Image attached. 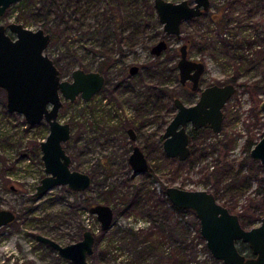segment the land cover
Returning a JSON list of instances; mask_svg holds the SVG:
<instances>
[{
	"label": "rangeland",
	"instance_id": "1",
	"mask_svg": "<svg viewBox=\"0 0 264 264\" xmlns=\"http://www.w3.org/2000/svg\"><path fill=\"white\" fill-rule=\"evenodd\" d=\"M88 1L80 2V16L74 8L64 11L70 33L51 40L46 52L67 79L76 68L100 71L106 77L105 87L90 101L80 96L74 102L66 100L59 114V119L70 122L72 127L71 138L64 144L72 157L71 167L89 173L92 184L80 192L59 185L41 197L34 195L45 176L40 142L47 137L49 126L45 121L27 126L22 114L9 113L6 92L0 88V209H10L16 214L12 222L0 227V264H73L36 236L43 234L65 245L82 239L88 225L101 229L97 216L90 211L98 203L110 205L115 216L107 231L94 233V252L88 257L92 264H152L164 253L161 247L159 253H148V242H143L148 231L163 230L164 250L175 248L167 236L179 221L190 229L189 243L192 245L189 238L193 236L195 243H199L196 236L200 223L193 211L183 216L171 209L167 215L161 213L166 186L206 189L213 193L220 188L217 200L230 205L234 213L244 211L253 200L261 202L255 196V189L257 181L262 179V169L248 160L247 146L264 136V119L259 114L260 101L240 84L264 79V62H256V51L264 47V0L237 1L225 11L231 0H212L205 15L183 23L181 38L166 35L155 9L151 13L149 5H154V0H129L124 8L116 1H110L111 4ZM41 4L42 0H21L8 8L0 23L21 22L18 17H31L34 7ZM216 13L225 14L222 22L216 21L213 16ZM55 14L57 17L58 13ZM128 23L131 25L124 29L122 24ZM41 24L29 21L25 26L38 29ZM95 29L98 34L89 36ZM136 29L139 33L128 38ZM164 38L168 48L159 56L153 55L152 46ZM203 40L207 41L206 45L215 43V46L202 51ZM184 43L189 46L190 58L206 64L202 87L234 82L237 91L224 107L221 133L203 132L190 143L191 147H197L196 155L179 163L166 158L161 136L176 113L174 97L169 93L186 103L198 98L194 92L181 88L179 70L174 69ZM237 53L244 54L254 64L240 67L241 61L234 55ZM131 65L139 67L137 73H130ZM262 98L264 95L259 96ZM129 128L134 129L136 140L130 138ZM218 141L222 142L217 143L222 155L215 152L200 158L201 148L208 147L210 152L209 147ZM231 141L233 145L228 150L226 144ZM135 145L145 152L150 168L156 171L154 176L132 170L128 158ZM224 157L234 159L238 168L242 166L251 186L234 195L228 191L229 176L217 182L215 177L207 180V174L215 170L217 159ZM260 208L264 210L263 202ZM260 223L256 219L247 228ZM155 225L161 228H152ZM132 231L141 233L134 242ZM198 249V255L207 264L210 260L206 251L197 244ZM244 253L251 255L248 250Z\"/></svg>",
	"mask_w": 264,
	"mask_h": 264
},
{
	"label": "water",
	"instance_id": "2",
	"mask_svg": "<svg viewBox=\"0 0 264 264\" xmlns=\"http://www.w3.org/2000/svg\"><path fill=\"white\" fill-rule=\"evenodd\" d=\"M19 1L0 0V17ZM193 1L191 5L188 0H154V8L166 35L181 38L182 23L210 9V0ZM51 40V33L43 28L31 29L21 22L0 24V88L6 92L7 111L22 114L29 125L45 121L49 126L47 137L40 142L45 176L36 187L35 195L38 197L59 185H67L77 192L91 186L89 173L71 167L72 157L64 144L71 138L72 127L70 122H61L59 114L64 101L74 102L79 96L90 101L105 85L102 72L83 68L74 69L70 79L64 78L46 52ZM167 46V41L161 39L152 47L151 53L159 56ZM138 68L132 65L131 74L137 73ZM178 70L181 82L190 80L192 89L197 90L205 63L189 57L186 43L180 47ZM235 91L232 83L224 86L215 84L203 89L194 104L188 105L175 98L176 114L163 133L165 155L179 161L188 159L191 154L190 126L195 130L209 127L213 133H220L224 123L223 108ZM259 109L264 119V98ZM128 133L132 140H136L133 128H129ZM250 157L264 167V136L251 148ZM129 164L136 174L150 169L148 158L138 145L133 147ZM166 195L172 205L195 213L201 236L215 259L223 264H264V217L260 224L247 228L242 225L239 214L221 204L211 191L171 185L166 187ZM90 211L97 216L103 231L112 226L115 213L110 205L98 203ZM15 218L12 210L0 209V227ZM36 237L73 264H92L88 257L94 252L95 235L89 229L83 232L82 239L65 245L43 234ZM240 243L248 245L250 256L240 251Z\"/></svg>",
	"mask_w": 264,
	"mask_h": 264
},
{
	"label": "trees",
	"instance_id": "3",
	"mask_svg": "<svg viewBox=\"0 0 264 264\" xmlns=\"http://www.w3.org/2000/svg\"><path fill=\"white\" fill-rule=\"evenodd\" d=\"M82 0H42V4L40 5V7H34V11L32 12V14H30L31 17H25L24 19H21L22 16L18 17V21H21L24 25L25 23H28L29 21H36V22H41V28L45 29L46 32L51 33L52 35V40H59L63 35L69 34L71 27L69 25H67V21L65 20V17L63 16L65 14L64 11H69L70 8H74L76 14H79V16L82 14V10H81V6H80V2ZM90 2H92L93 0H89ZM88 1V3H89ZM103 2H106V4H111L110 1H116L118 6L121 8H124L126 5V2L128 3L129 0H100ZM237 1H241V0H231L229 1V5H226L224 7V11L227 10V8H229L231 5H234ZM63 7V8H62ZM150 9H151V13L154 14V5L150 4L149 5ZM29 8V7H28ZM62 8V9H61ZM27 9V8H26ZM60 9V10H59ZM25 10V9H24ZM57 17H56V14ZM52 16H55L53 19L51 18ZM224 15L220 16V22H222L224 20ZM58 18V19H57ZM57 19V20H56ZM78 21H80V17H78L77 19ZM131 24H132V18H131ZM131 24H122V26L124 27V29L131 25ZM98 30H92L89 32V36L93 37L95 35H97ZM139 30H133L128 34V38L133 37L135 34H138ZM188 43H191L192 40L187 37L186 38ZM201 45H200V49L202 51H205V49H210L211 46H215V43L213 45H206L207 41H201ZM225 46H227L225 44ZM238 54V55H237ZM234 54L235 55V59H238L239 61H241L240 67H251L252 64H254V61H249L248 59H246L244 57V54L242 53H237ZM246 55V54H245ZM249 54H247L246 56H248ZM256 62H264V47L260 50L256 51ZM174 69L177 70V64L175 65ZM62 70V69H60ZM63 72V70H62ZM233 81H235L236 79H232ZM241 87H244V89L250 93V95L252 97H257V100L261 102V99H259L260 95H264V79H258L255 81H245L243 83L240 84ZM162 95L165 94L164 90L161 89L160 92ZM159 93V95H160ZM170 96H175L173 94V92L169 93ZM258 109V108H257ZM259 114L261 115L262 112L261 110H259ZM263 116V115H261ZM206 131H210L212 132V130L210 128L208 129H192L191 130V140L194 141L196 140L203 132ZM163 137V135L161 136ZM260 138V137H259ZM262 138V136H261ZM217 143L218 145L222 144V142H216L214 143V145H212L210 152H208V147H204L200 149V158H206L209 154H213L215 152H218V154L222 155V153H220V148H217ZM229 144V145H228ZM226 144L227 149L229 150L231 148V146L233 145V141H231L230 143ZM256 144V141H253L251 143H249V145L247 146V150L250 152L251 147ZM225 145V144H223ZM229 146V147H228ZM227 150V151H228ZM197 151V147L195 145H193L191 147V154L188 157V159H190L191 157L196 155ZM248 152V153H249ZM169 160L172 161H176L177 159L174 158H170V157H166ZM248 160L253 162V163H258L260 168L262 169V179H259L256 183V189H255V196H258V200L264 203V167L259 163V161L253 160L250 155L248 154L247 156ZM187 159V160H188ZM186 160V161H187ZM216 162V166H215V170L209 172L207 174V180H210L211 178H216V182L220 181L223 177L229 176L230 177V181L228 183V191H230V193H239L241 189L246 188L251 186L249 184V179L247 175H244L243 173V168L242 166H240L238 168V166H236V162L234 159H228L227 157H224V159H220L218 158ZM179 163H183L185 161H179ZM194 162L192 163V165H194ZM242 164V163H241ZM149 174L151 175H155V169L150 168L149 169ZM216 175H218L219 177L217 178ZM158 179V178H157ZM167 187V186H166ZM165 187V188H166ZM219 191L220 188H217V190L215 191L214 195L215 197L218 199L219 198ZM257 199V198H256ZM261 202H257L256 200H253L251 202V205H246L244 211L242 212H238L239 217H240V221L242 223V225L244 227H247L248 225H252L253 221L256 219L262 220V218L264 217V210H262V208H260V203ZM166 203L169 204V207L166 206ZM165 205V207H164ZM226 207H228L229 209H232L230 205L228 204H224ZM170 209L174 210L176 213L179 214V216H183L184 214L188 213V212H192V210L189 209H181L178 208L174 205L171 204L170 200L168 199V197L166 196L165 199V204L163 203L162 205V214H168L170 213ZM260 211V213L258 212ZM257 214V215H256ZM159 228L160 226H153L152 228ZM161 228V227H160ZM163 229V226H162ZM82 230V228H81ZM159 231H161V233H158ZM163 230L158 229L157 231H148L149 233H147V237L146 239H144L143 242H148L147 243V251L150 254H156L159 253V249L161 247V252H163L166 256L161 255V257L157 260L154 261V263L152 264H204V261L201 260L200 256L198 255L200 253L199 249L197 250V244L200 245V249H203L206 251L207 253V264H223L222 261L215 259L207 245H206V241L205 239L201 236L200 231L197 233L196 238H198V240L200 241L199 243H195V236H193V239H191V237L189 238L192 242L189 243L188 241V237H189V227L183 223L182 221H179V224L175 227L170 229L168 236L171 239V242H173L175 248L173 247H169L168 249L164 250V242L162 240V233ZM141 235L132 231V240L134 242V240L138 239L139 236ZM195 245H194V244ZM242 244L240 248V251L245 252V251H249V253H251L249 247L247 244L245 243H240ZM175 249V250H174Z\"/></svg>",
	"mask_w": 264,
	"mask_h": 264
},
{
	"label": "flooded vegetation",
	"instance_id": "4",
	"mask_svg": "<svg viewBox=\"0 0 264 264\" xmlns=\"http://www.w3.org/2000/svg\"><path fill=\"white\" fill-rule=\"evenodd\" d=\"M169 1H173V0H169ZM180 1H182V0H180ZM189 1V0H188ZM173 2H179V1H173ZM190 2V4L191 5H193L194 4V1L192 0V1H189ZM211 6H212V0H210V8H211ZM210 10V9H209ZM209 10H207V11H209ZM156 11V10H155ZM207 11H204L203 13H202V15L201 16H199V17H196V18H194V19H197V18H201L203 15H205L206 13H207ZM5 15V14H4ZM213 15V14H212ZM215 18H216V21H220V19H221V17L218 15V13H216V14H214L213 15ZM193 20V19H192ZM187 21H191V20H187ZM12 22H16V21H12ZM184 22H186V21H184ZM183 22V23H184ZM183 23H182V25H183ZM0 24H4V23H0ZM182 25H181V28H182ZM168 36H170V35H168ZM165 39V38H164ZM166 40V39H165ZM160 41V40H159ZM158 41V42H159ZM167 41V40H166ZM158 42H156L155 44H157ZM167 43H168V41H167ZM154 44V45H155ZM185 44V43H184ZM187 44V43H186ZM153 45V46H154ZM183 45V44H182ZM188 45V44H187ZM152 46V47H153ZM167 48H168V46H167ZM166 48V49H167ZM165 49V50H166ZM164 50V51H165ZM163 51V52H164ZM162 52V53H163ZM179 52H180V48H179ZM188 54H189V46H188ZM247 54H249V53H247ZM249 56V55H248ZM180 58V57H179ZM193 59V58H192ZM54 60V59H53ZM193 60H196V61H201V60H199V59H193ZM55 62V61H54ZM203 62V61H202ZM204 63V62H203ZM56 64V63H55ZM57 65V64H56ZM131 67H132V65L130 66V68H129V71L131 70ZM177 68H178V61H177ZM60 69V68H59ZM205 71H206V64H205V70H204V72H203V74H202V76L200 77V80H199V87H198V89L197 90H193L192 89V82L190 81V80H187L185 83H182L181 82V80H180V76H179V81H180V85H181V88L183 89V90H185L186 92L187 91H189V92H194L195 94H197L198 95V98H197V100L199 99V97H200V93H201V91L203 90V89H205V88H207L208 86H212V85H215V84H218V83H211V84H208V85H205V86H203L202 87V77H203V75H204V73H205ZM62 72V71H61ZM131 73V72H130ZM62 76H63V73H62ZM105 76V75H104ZM64 77V76H63ZM65 78V77H64ZM230 83H232V84H234V86H235V88H236V91H237V85L234 83V82H228V83H225V84H218V85H220V86H224V85H227V84H230ZM105 85H106V77H105ZM105 85H104V87H105ZM103 87V88H104ZM235 91V92H236ZM235 94V93H234ZM233 94V95H234ZM232 95V96H233ZM174 98H173V104H174V106H175V108H176V105H175V98H177L178 96H173ZM178 98H180L181 99V97H178ZM182 100V99H181ZM197 100L195 101V102H197ZM183 101V100H182ZM229 101V100H228ZM227 101V102H228ZM184 102V101H183ZM195 102H192V103H186V102H184L185 104H188V105H190V104H194ZM227 104V103H226ZM226 104H225V106H226ZM224 106V107H225ZM61 110V109H60ZM223 110H224V108H223ZM176 111H177V108H176ZM176 114V113H175ZM172 120V119H171ZM209 127H206V128H204V129H208ZM193 128L190 126V127H188V132H189V134H190V138H191V130H192ZM201 129V128H200ZM129 130V129H128ZM221 133V132H220ZM219 133H215V135H218ZM192 141V140H191ZM191 141H190V143H191ZM255 145V144H254ZM253 145V146H254ZM252 146V147H253ZM190 147H191V145H190ZM251 147V148H252ZM143 150V149H142ZM251 150V149H250ZM131 153H132V151H131ZM130 153V154H131ZM249 155H250V152H249ZM130 156V155H129ZM178 160V159H177ZM186 161V160H185ZM128 162H129V158H128ZM132 168V167H131ZM215 168V167H214ZM37 187V186H36ZM180 187H183V188H185L184 186H180ZM188 189V188H187ZM206 190V189H205ZM209 191V190H208ZM34 195H35V193H34ZM16 215V214H15Z\"/></svg>",
	"mask_w": 264,
	"mask_h": 264
},
{
	"label": "built area",
	"instance_id": "5",
	"mask_svg": "<svg viewBox=\"0 0 264 264\" xmlns=\"http://www.w3.org/2000/svg\"><path fill=\"white\" fill-rule=\"evenodd\" d=\"M10 22H12V21H10ZM60 120V119H59ZM61 122H64V121H62V120H60ZM26 125L28 126V124L26 123ZM191 187V186H190ZM185 188H188V187H185ZM188 189H192V188H188ZM196 189V188H195ZM143 226L144 225H141L140 227H142L143 228ZM140 227H138V228H140ZM88 228H89V230H91L92 232H93V234L95 233H98L101 229H100V227L99 228H97V229H93V228H91V226L90 225H88Z\"/></svg>",
	"mask_w": 264,
	"mask_h": 264
}]
</instances>
